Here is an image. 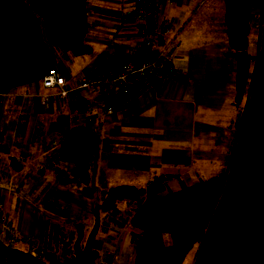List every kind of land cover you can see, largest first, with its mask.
Returning a JSON list of instances; mask_svg holds the SVG:
<instances>
[{
  "label": "crops",
  "instance_id": "1",
  "mask_svg": "<svg viewBox=\"0 0 264 264\" xmlns=\"http://www.w3.org/2000/svg\"><path fill=\"white\" fill-rule=\"evenodd\" d=\"M133 1L87 0L85 40L91 52L61 58L60 50L57 55L66 87L72 88L83 73L128 57L139 25L131 16ZM158 6L160 20L177 30L172 59L182 76L178 81L161 82L160 96L146 93L127 111L105 115L96 108L91 118L73 121L50 96L49 113L37 121V97L44 93L41 81L0 94L4 149L0 152V202L20 233L35 236L41 256L69 262L73 247L69 254L62 249L74 243L77 224H93L96 207L102 242H117L124 230L131 234L135 247L137 234L159 230L154 223L163 209L141 211L145 195L135 201L108 202L103 191L122 185L146 189L161 184L159 197L163 199L183 185L219 175L229 163L245 106L244 100L235 101L236 62L228 52V33L236 30L235 19L226 16L225 0H158ZM263 8L264 0L256 8L252 3L250 72L259 45H264V33L261 37L252 18ZM93 98L91 90L69 94L72 106ZM72 127L95 131V157L90 163L64 162L62 167L54 158L61 133ZM21 156L28 158L26 163L20 162ZM58 168L63 171L62 181L57 178ZM81 187L97 191L87 197L78 191Z\"/></svg>",
  "mask_w": 264,
  "mask_h": 264
},
{
  "label": "trees",
  "instance_id": "2",
  "mask_svg": "<svg viewBox=\"0 0 264 264\" xmlns=\"http://www.w3.org/2000/svg\"><path fill=\"white\" fill-rule=\"evenodd\" d=\"M252 3L225 0L226 16L236 23V30L228 33V52L236 62L235 101H245L226 169L194 185H183L163 199L159 197L161 184L146 189L122 185L102 192L108 202L135 201L145 195L141 211L164 210L166 228L136 235L137 261L182 264L194 249L192 264H264V169L260 168L264 159V45H259L250 72ZM88 27L87 0H0V94L41 81L59 63L53 49L58 45L61 58L89 54ZM60 136L54 162L94 161L97 135L91 128L72 127ZM0 152H4L1 144ZM62 176L58 168L59 181ZM78 191L92 197L97 189ZM44 258L46 263L65 264L48 255ZM0 264L19 263L0 256ZM66 264H77L74 256Z\"/></svg>",
  "mask_w": 264,
  "mask_h": 264
},
{
  "label": "built area",
  "instance_id": "3",
  "mask_svg": "<svg viewBox=\"0 0 264 264\" xmlns=\"http://www.w3.org/2000/svg\"><path fill=\"white\" fill-rule=\"evenodd\" d=\"M131 16L139 25L136 31L137 40L127 58L112 61L93 72L83 73L72 88L66 87L58 67L48 70L41 80L44 93L37 97V121H41L42 117L49 113L50 96L58 100L61 112L69 121H73L80 117L91 118L96 108L105 115L127 111L146 93L151 92L157 97L160 96L161 82L182 79L172 59L177 30L172 23L160 20L158 0H134ZM252 21L263 37L264 8L253 16ZM83 90H91L94 98L90 102H81L72 106L69 94ZM27 159L21 156L20 162L26 163ZM63 165L64 162H60V166ZM6 211L5 205L0 202V225L6 223ZM7 226L10 228L9 225ZM0 237L3 236L0 234ZM11 238H16V235L11 234ZM53 238L55 241L56 237ZM107 245L110 252L105 262L100 263L119 264L117 244L111 241Z\"/></svg>",
  "mask_w": 264,
  "mask_h": 264
},
{
  "label": "rangeland",
  "instance_id": "4",
  "mask_svg": "<svg viewBox=\"0 0 264 264\" xmlns=\"http://www.w3.org/2000/svg\"><path fill=\"white\" fill-rule=\"evenodd\" d=\"M260 1L261 0H253L254 8L257 7V3L260 2ZM45 42H47V41L45 40ZM260 46H262V45H260ZM53 49H54V53L56 55H58L60 53V50H61V45H58L57 47H55ZM83 72L84 71L81 70V74ZM53 109L54 108H52L51 111ZM260 168L264 169V159L260 163ZM5 208H6V206H5ZM5 217H6V219H5L6 223L5 224L3 223V225H0V234H1V236H3V237H0V240L2 242L7 243L8 247L22 250V251H24L26 253L34 255V257H38V258L42 259L43 261H46V259L44 258L46 255L41 256V254H42L41 245L39 244V242L35 238V236L32 233H28V234L20 233L15 228V226L13 225V223H12L10 217H9V214L7 213V211H6ZM165 217H166V215H165V212L163 210V212H160V215L155 219V223H154L155 226H156L155 228H158V229L166 228ZM162 219H164V225H162ZM84 224L86 225V224H88V222L84 221ZM7 225H9L10 228ZM79 225H81L82 229H83V239H82L81 243L84 244L85 241H86L87 236L89 235V233H90V231L92 229L93 224L91 223L90 227L83 226L82 223H79ZM4 226H7V227H4ZM133 228L135 229V227H133ZM75 229H76V226H75ZM116 230H119V229H116ZM135 230H137V228ZM100 231H101V228H100V230H98V232L96 234L95 239L97 241L96 240L94 241L93 248H96L98 250V252H99V257H97L96 261L97 262H101V261L105 262L107 254L110 252L107 244H109V242H111V241H106L108 243L102 242L103 238L101 237V234H99ZM76 232H77V229H76ZM142 232L144 234H146V235H150L151 234V230L150 231H142ZM13 233L16 235V238L12 239L11 238V234H13ZM120 233H122V235L120 236L119 240H117V242H115L117 244V246H118L117 262L119 264H122V263L123 264H159L158 262L157 263L140 262V261L135 260L134 256H133L134 255V245L132 243L133 240L131 241V234L128 233L127 231H124V230H123V232H120ZM118 236H119V233H118ZM6 239L8 241H6ZM72 247H73V244L72 245L68 244L67 246H65L62 249L63 253L64 254L68 253L69 251L72 250ZM71 253H72V257H73L74 256L73 251H71ZM193 256H194V249H192L187 254V256L185 257V259H184L182 264H192ZM67 263H69V262H67Z\"/></svg>",
  "mask_w": 264,
  "mask_h": 264
},
{
  "label": "water",
  "instance_id": "5",
  "mask_svg": "<svg viewBox=\"0 0 264 264\" xmlns=\"http://www.w3.org/2000/svg\"><path fill=\"white\" fill-rule=\"evenodd\" d=\"M57 67L60 69L61 64H57ZM99 225L100 217L98 209L96 208L94 210L93 226L84 244L81 243L83 239L82 226L79 224L76 225L77 234L73 243V254L77 264H101L100 262L96 261L98 257V251L93 248L95 237L99 230ZM0 256L13 259L19 264H50L22 250L8 247L2 241H0Z\"/></svg>",
  "mask_w": 264,
  "mask_h": 264
},
{
  "label": "bare ground",
  "instance_id": "6",
  "mask_svg": "<svg viewBox=\"0 0 264 264\" xmlns=\"http://www.w3.org/2000/svg\"><path fill=\"white\" fill-rule=\"evenodd\" d=\"M7 246V245H6Z\"/></svg>",
  "mask_w": 264,
  "mask_h": 264
}]
</instances>
